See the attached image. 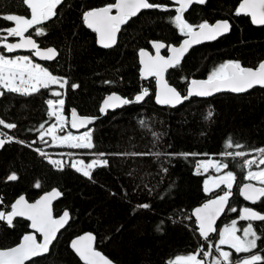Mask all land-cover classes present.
<instances>
[{
	"label": "trees",
	"instance_id": "obj_1",
	"mask_svg": "<svg viewBox=\"0 0 264 264\" xmlns=\"http://www.w3.org/2000/svg\"><path fill=\"white\" fill-rule=\"evenodd\" d=\"M115 1L64 0L53 19L37 26L44 29V35H37L35 29L29 31L39 46H54L58 50L54 60L41 62L32 52L9 53L3 47L18 37L7 35L6 30L15 24L2 17L30 16V13L22 0H0V53L29 54L53 75L67 80L63 88L50 85L31 95L0 89L4 91L0 96V120L16 125L12 129L0 125V134H9L0 150V198L3 200L0 211H10L21 194L32 201L52 188L61 191L53 211L54 215H60L69 210L67 226L60 231L47 255L26 264H84L72 249L71 240L85 231L93 232L95 247L118 264H169L179 256L198 252V259L213 264L211 260L206 261L201 249L206 252L216 233L205 240L192 215L195 206L227 190L221 185L206 192L205 182L210 177L227 171L236 176L230 190L233 196L218 225L237 215L243 206L264 214V197L253 203L240 194L241 185L249 181L246 179L249 169L242 167L243 160H258L261 154L255 150L264 148V87L256 86L243 93L195 96L177 107L157 104L155 80L142 78L139 51L152 50L155 40L168 45L181 41L184 35L173 20L177 6L170 0H150L165 8L143 9L121 27L117 43L104 48L98 44L96 33L84 23L83 13ZM239 2L207 0L203 5L192 4L185 11L184 18L193 25L227 18L232 27L228 34L193 47L178 67L168 70V81L182 94L187 92L191 79L208 78L228 61L257 67L264 60V25H254L247 15H236ZM73 84L79 87H71ZM144 88L149 95L141 103L105 113L100 111L107 94L117 92L133 99ZM56 91L62 93L60 98L64 100L69 131H72L69 126L72 108L81 115L98 117L89 128L94 147L73 148V156L62 155V168H57L51 163L53 160L39 151L43 148L52 154L66 150L41 139L54 122L46 102L57 98L53 95ZM209 111L213 115L206 119ZM141 120L146 122L145 126L139 123ZM229 137L234 145L243 147L226 148ZM226 151H244L248 155L227 157L223 155ZM131 153L149 155H128ZM77 155L85 161L95 158L108 163L93 167L90 179L70 166ZM207 159L227 162L229 167L219 172L211 167L205 170L200 165ZM254 169H257L255 165L251 170ZM13 173L18 179L9 181L7 177ZM36 183L40 184L39 188L35 187ZM144 204L149 207H139ZM233 208L235 212L231 211ZM253 223L261 237L257 250L264 256V222ZM29 230L30 221L23 217H16L11 227L0 221V248L18 244ZM37 236L40 238L39 233ZM231 261L235 264L234 259ZM220 264L228 262L221 260Z\"/></svg>",
	"mask_w": 264,
	"mask_h": 264
},
{
	"label": "snow or ice",
	"instance_id": "obj_2",
	"mask_svg": "<svg viewBox=\"0 0 264 264\" xmlns=\"http://www.w3.org/2000/svg\"><path fill=\"white\" fill-rule=\"evenodd\" d=\"M63 2L64 0H22V3L29 10L30 17L21 15L3 16L2 18L4 20L14 22L15 24L14 27L6 30L7 35L20 38L18 43L3 44L7 52L11 53L17 49H31L41 59H54L57 56L56 49L48 48L42 51L31 35L25 36V33H28L30 29H35L37 35H44V29L37 26L53 19L57 15L58 6ZM174 2L179 5L176 9L177 14L173 18L174 23L180 33L188 38L183 40L179 47L172 46L170 48L171 55L167 58L160 55V49L166 47L163 43H153V47L156 49L154 56L143 49L139 52L141 58L140 63L143 65L142 75L145 78L150 76L156 77L158 80L159 92L156 96L158 104L175 106L192 96L208 97L223 91L243 93L257 85L264 87V62L259 63L258 67L253 69L243 67L239 62L234 61L221 64L211 72L206 80H192L190 87L183 96L176 88L169 86L164 79V73L169 68L178 67L184 54L193 44H199L206 40H215L218 36L228 32L231 27L227 20L218 21L215 24H209L205 21L198 25H193L184 18V13L191 4L203 5L207 0H174ZM160 8H165V6L152 3L150 0H116L113 4L84 12L83 21L89 29L98 34V43L101 46L111 48L117 42V34L121 31L122 25H125L132 17L137 16L143 9ZM114 9L116 10L115 15H113ZM235 14L250 16L253 24L264 25V0H242ZM66 84L67 80L53 75L40 64L34 63L29 56L9 58L6 55L0 54V89L7 90V92L11 93L31 95L38 92L41 88H49L50 85H58L60 88H63ZM71 87L76 88L79 86L73 84ZM2 95H4V91H0V96ZM53 95L60 97L62 93L56 91L53 92ZM148 95L147 89H143L140 94L134 97V100L113 94L107 97L100 111L103 113L109 108L142 102ZM46 103L50 109V116L56 118L60 124V129L63 130L66 122L65 117L61 114L64 100L49 99ZM212 115L213 113L209 111L206 119L211 118ZM92 122L93 118H81L75 110L72 111L71 126L73 128L83 127ZM139 123L142 126L146 125V122L143 120ZM0 125L9 129L16 127L15 124L6 123L3 120H0ZM56 132L57 125L53 124L47 130L46 134H50L53 141H59L61 144H65L70 148L92 149L94 147L91 131H87L81 136H74L72 133L57 136ZM153 135L155 136L156 134L153 133ZM41 139H43V136H41ZM6 142V140L0 139V147H3ZM234 146L237 148L243 147L240 144L234 145L232 138L229 137L226 141V148H232ZM255 151L261 154L260 158L258 160L255 158L244 159L242 167L246 166L249 169L246 174V179L256 181L261 186L257 187L252 183H248L244 184L241 188V195L253 203L261 197H264V168H260L261 165H264V148H259ZM99 155L103 156L104 154L100 153ZM128 155L144 156L149 154L131 153ZM155 155L159 156L160 154L155 153ZM223 155L233 158H244L248 153L244 151H226ZM51 163L57 168H62L60 161L53 160ZM79 163L82 167H77L75 163L70 166L76 168L77 171L82 172L84 176L91 179V169L97 166H106L108 161L96 159L87 165H84L83 161ZM254 165L258 169L257 171L251 170ZM200 167L205 170L211 167L219 172L222 169H227L229 165L227 162L214 161L202 162ZM7 179L9 181H15L18 177L13 173ZM235 180V174L232 171H227L224 175L210 177L209 181L205 182L204 190L206 192L209 191V183L217 188L224 185L227 189L216 199L195 209L194 214L198 221L199 232L205 240L209 239L210 233L216 232V228L214 227L215 221L224 211L228 203V199L231 196L230 190ZM35 187L39 188L40 184L36 183ZM60 195L61 193L53 190L36 203H29L21 196L10 206V211H0V221L6 222L9 227L13 225V219L15 217H26L31 221V227L35 232L40 233L43 237V241L38 243L35 233H30L23 236V240L18 246L7 250H0V264H25L26 261L31 260L33 257H38L49 252L50 245L57 238L58 231L64 227L69 219V213L67 211L59 218H54L52 215L51 201ZM2 203L3 200L0 198V204ZM139 207L148 208L149 205L144 204ZM231 211L235 212L236 209L233 208ZM240 219L264 222V214H260L246 207L243 209V215H241ZM238 231L240 229L236 227V222L233 221L230 226H226L219 234L217 251L223 257V260L228 262V264H232L230 260L231 253L220 248L221 245H229L236 253H251V255L236 261L235 264H264V256L254 252L258 247L257 241L261 240V237L257 235L252 223H248L247 227L243 229L242 236L236 234ZM94 241L95 237L92 234H87L72 241L71 247L80 259L84 261V264H112L108 258L96 250ZM201 252L205 256L211 255L210 252H204L203 249H201ZM199 255L200 253L198 252L187 256H179L174 261H170L169 264H205L203 259H198ZM216 264H220V261L217 260Z\"/></svg>",
	"mask_w": 264,
	"mask_h": 264
},
{
	"label": "water",
	"instance_id": "obj_3",
	"mask_svg": "<svg viewBox=\"0 0 264 264\" xmlns=\"http://www.w3.org/2000/svg\"><path fill=\"white\" fill-rule=\"evenodd\" d=\"M172 3H174L176 6H177V8L179 7V5L178 4H176L175 2H174V0H170ZM116 2V1H115ZM114 2V3H115ZM242 2V0H240V2H239V4ZM193 4H196V3H193ZM239 4H238V6H239ZM192 5V4H191ZM190 5V6H191ZM105 6H107V5H103V6H98V7H94V8H91V9H96V8H102V7H105ZM189 6V7H190ZM238 8V7H237ZM91 9H88V10H91ZM87 10V11H88ZM188 10V9H187ZM186 10V11H187ZM142 11V10H141ZM116 14V10L114 9L113 10V15H115ZM250 17V16H249ZM224 20H227L228 22H229V24L231 25V21L229 20V19H225V18H220V19H217V20H215V21H213V22H209V21H207L209 24H215L216 22H218V21H224ZM250 20H251V18H250ZM205 22V21H204ZM254 25H256V26H263V25H257V24H254ZM123 26V25H122ZM121 26V27H122ZM231 27H232V25H231ZM231 27H230V30L228 31V32H226V33H224L223 35H220V36H218L216 39H218L219 37H222V36H224V35H226V34H228L230 31H231ZM30 31V30H29ZM28 35H31V34H29V32L28 33H25V36H28ZM96 35H97V42H98V34L96 33ZM118 35H119V33L117 34V41H118ZM31 37L35 40V38L31 35ZM188 37H186V36H184L182 39H181V41L179 42V43H177V44H167V43H165L164 41H161V40H155V41H153V43L154 42H157V43H163L164 45H166V47H164V48H161L160 49V55L161 56H164L165 58H167V57H169L170 55H171V51H170V48L172 47V46H175V47H179L181 44H182V42H183V40H185V39H187ZM215 39V40H216ZM19 40H20V38L18 37V38H16L14 41H12V42H9V43H18L19 42ZM36 41V40H35ZM211 41H214V40H206V41H203V42H201V43H199V44H193L189 49H188V51L184 54V57H185V55H187L188 53H189V51L193 48V47H195V46H197V45H200V44H203V43H206V42H211ZM37 43V42H36ZM117 43V42H116ZM153 43H152V50H150V49H147V48H142L143 50H146V51H148L150 54H152L153 56L156 54V49L153 47ZM99 44V43H98ZM100 45V44H99ZM39 46V45H38ZM101 46V45H100ZM40 48H41V50L43 51V50H46V49H48V48H54V49H56L54 46H48V47H42V46H39ZM101 47H103V46H101ZM165 50H167V52H165ZM17 51H23V52H32L33 53V56L38 60V61H41V62H45V61H51V60H44V59H41L40 57H38V56H36L35 55V53H34V50H31V49H17ZM56 51H57V55H58V50L56 49ZM140 52V51H139ZM57 57V56H56ZM55 57V58H56ZM183 57V58H184ZM54 58V59H55ZM182 58V59H183ZM54 59H52V60H54ZM139 59H141L140 58V56H139ZM182 61V60H181ZM229 62V61H228ZM261 62H264V60L263 61H261ZM141 64V63H140ZM243 67H247V68H253V69H256L257 67H252V66H243ZM142 69H143V65L141 64V69H140V71H141V75H142ZM170 69V68H169ZM168 69V70H169ZM168 70L164 73V79L167 81V83H168V85L169 86H171V87H174V88H176L174 85H172L169 81H168V79H167V72H168ZM142 78L143 79H146V80H149V79H151V78H153L154 80H155V83H156V91H155V99H156V96H157V94H158V92H159V83H158V80H157V78L156 77H152V76H150V77H147V78H145L143 75H142ZM207 78H193V79H191L190 80V82L192 81V80H206ZM190 82H189V84H188V88L190 87ZM258 86V85H257ZM256 87V86H255ZM188 88H187V90H188ZM254 88V87H253ZM145 89V88H144ZM177 89V88H176ZM252 89V88H251ZM250 90V89H249ZM177 91L178 92H180L178 89H177ZM142 92V91H141ZM141 92H139V93H137L136 95H138V94H140ZM223 92H230V91H223ZM181 93V92H180ZM220 93V92H219ZM113 94H115V95H118V96H120V97H122V98H125L124 96H122L121 94H119V93H117V92H112V93H109V94H107L105 97H104V99L102 100V102H101V106H100V109H101V107H103V104H104V101L107 99V97L108 96H110V95H113ZM186 94V93H185ZM185 94H182L181 93V95L183 96V95H185ZM216 94H218V93H215V94H213V95H216ZM135 95V96H136ZM212 95V96H213ZM192 97H195V96H192ZM197 97V96H196ZM208 97H210V96H208ZM145 99V98H144ZM129 100H134V98L133 99H129ZM185 101V100H184ZM183 101V102H184ZM157 102V101H156ZM182 102V103H183ZM135 103H141V102H135ZM182 103H180V104H177V105H175L174 107H177V106H179V105H181ZM131 104V103H130ZM158 104V103H157ZM159 105H161V106H163L162 104H159ZM123 106H125V105H121V106H118V107H116V108H109V109H107L106 111H108V110H115V109H118V108H121V107H123ZM73 110H75V112L77 113V115L79 116V117H81V118H83V117H88V118H93V122L91 123V124H88V125H85V126H83V127H79V128H73L72 126H71V121H72V111ZM105 111V112H106ZM105 112H103V113H105ZM97 118L98 117H95V116H87V115H81V114H79L78 113V111H77V109L76 108H72L71 109V111H70V116H69V126H70V129L72 130V131H74V132H77V133H79V132H83V131H85V130H88L94 123H95V121L97 120ZM0 139H4V140H6V141H8V139H7V137H4V136H2L1 134H0ZM5 145V144H4ZM3 145V146H4ZM3 147H0V150L2 149ZM248 183H252V184H254V185H256L257 187H260L261 185H259V184H257V183H255V182H253V181H246L245 183H243L242 185H241V187H240V194H241V188H242V186L244 185V184H248ZM208 187H209V190H212V189H214V188H216L215 186H213L211 183H209V185H208ZM53 190H56V191H58L59 193H61V191L58 189V188H52V189H50V190H47V191H45V192H43L41 195H39L36 199H34V200H29V199H27V197H26V195L25 194H21V195H19L15 200H14V202L17 200V199H19L21 196H23L29 203H36L38 200H40L42 197H44L45 195H47L48 193H51ZM223 194V193H222ZM222 194H218V195H216V196H213V197H211L210 199H208L207 201H205L204 203H202V204H199V205H197V206H195L194 208H193V210H192V215H193V217L195 218V220H196V222H197V226H198V221H197V219H196V216H195V209H197V208H200V207H202L204 204H206V203H208L209 201H211V200H213V199H216L218 196H220V195H222ZM232 196H233V193L231 192V196L229 197V199H228V203H227V205H226V207H225V209H224V211L220 214V216L216 219V221H215V224H214V227L216 228V232H217V229H218V223H219V221H220V219L224 216V214H225V212H226V210H227V208H228V206H229V203H230V200H231V198H232ZM243 198H244V196L243 195H241ZM60 196H58V197H56V198H54L52 201H51V209H52V215H53V217L54 218H59V217H61L62 215H63V213L65 212V211H67L68 213H69V210L68 209H66V210H64L60 215H54V211H53V205H54V202L59 198ZM245 199V198H244ZM246 200V199H245ZM247 202H252V201H250V200H246ZM13 202V203H14ZM251 208V209H253L254 211H256V212H258V213H260L259 211H257L256 209H254V208H252V207H250V206H245V207H243L241 210H240V214L241 215H243V209L244 208ZM260 214H262V213H260ZM16 218V217H15ZM14 218V219H15ZM23 218H25V219H27L26 217H23ZM13 219V220H14ZM69 219H70V213H69ZM69 219H68V221H69ZM28 220V219H27ZM28 221H30V220H28ZM68 221H67V223H68ZM67 223L64 225V227H62L59 231H58V233H57V236H58V234L60 233V231H62L66 226H67ZM198 232H199V227H198ZM216 232H213V233H210L209 234V236L210 235H212V234H215ZM30 233H35V235H36V239H37V242L39 243V242H42L43 241V237H42V235L40 234V238H38V236H37V234L38 233H36L35 232V230L31 227V221H30V230L28 231V232H26L24 235H27V234H30ZM200 233V232H199ZM87 234H92L94 237H95V241H94V247H95V243H96V236H95V234L93 233V232H91V231H85V232H82V233H80V234H78V235H76L72 240H71V243H72V241H74V240H76L77 238H79V237H81V236H84V235H87ZM23 235V236H24ZM23 236H22V238H21V240H20V242L18 243V244H16V245H14V246H12V247H16V246H18L21 242H22V240H23ZM56 240V239H55ZM54 240V241H55ZM54 241L52 242V244L54 243ZM51 246L52 245H50V248H51ZM12 247H9V248H12ZM9 248H0V250H7V249H9ZM96 248V247H95ZM96 250L97 251H99L103 256H105L106 258H108L111 262H112V264H118V263H116V262H114L109 256H107L103 251H101L100 249H98V248H96ZM49 251H50V249H49ZM49 253V252H48ZM48 253H45V254H43V255H41V256H38V257H42V256H44V255H47ZM35 258H37V257H33L32 259H35ZM31 259V260H32ZM30 261V260H29ZM28 261H26L25 262V264L27 263ZM53 264H60V263H53Z\"/></svg>",
	"mask_w": 264,
	"mask_h": 264
},
{
	"label": "rangeland",
	"instance_id": "obj_4",
	"mask_svg": "<svg viewBox=\"0 0 264 264\" xmlns=\"http://www.w3.org/2000/svg\"><path fill=\"white\" fill-rule=\"evenodd\" d=\"M9 15H19V14H9ZM21 16H25V15H21ZM25 17H30V16H25ZM0 54H3V55H6L8 56L9 58H15L16 56H29L31 59H32V56H30L29 54H17V55H7L5 53H0ZM32 61L34 63H38L36 60H33ZM40 64V63H38ZM41 65V64H40ZM52 100H58V99H62L60 97H57V98H51ZM61 114L65 117V120H67V117L63 111V109L61 110ZM53 124H56L57 125V132H56V135L57 136H64V135H67L68 133H72V135L74 136H81L83 135L85 132L89 131L88 130H85L83 132H74V131H69L67 128H66V122H65V126L63 128V130L60 129V124L57 122L56 118L54 117V122L48 126L45 130V132L42 134L43 136V139H45V141L47 143H50V145H54V146H60V147H63L64 149L66 150H57V151H54V152H51L52 154H50V152L44 150L43 148H41V151L44 152L47 157L51 160H56V161H60L62 163V158L61 156L62 155H65V156H73L74 152L72 151L73 148H70L68 147L67 145L65 144H61L59 141H53L52 140V137L50 134H46L47 133V130L53 125ZM43 149V150H42ZM62 149V148H61ZM40 150V149H39ZM93 160H96L95 158L91 159L90 161H85L80 155H77V156H74L73 158V161H72V164H76L77 167H82V165L79 163L80 161H83L84 162V165H87L89 163H91ZM204 163H207V162H211L210 159H207L205 161H203ZM264 168V167H262ZM258 169H254L252 171H257ZM254 182V181H253ZM240 215H234L233 217H231L229 220H225L223 222H221L219 225H218V229H217V232H216V235L213 239H211L209 241V244H208V249L206 250V252H210L213 253V255H209V256H205L206 257V261L209 262L211 260V262L213 264H216V261L219 260H223V257L220 256V253L217 251V244H218V240H219V234L222 232V230L226 227V226H230L232 224L233 221L236 222V227L238 229H240V231H238L236 234L238 236H242L243 235V229L247 227L248 223H252L253 225V228L254 230L255 227H254V223L253 221H242L240 219ZM257 232V231H256ZM258 235V233H257ZM257 244H258V241H257ZM220 248L224 251H228L231 253V257H230V260L234 259V261H239L241 259H243L244 257L248 256V255H251V253H236L234 249H232L229 245H221ZM255 253L257 254H260V251L255 249L254 250ZM262 256V255H261Z\"/></svg>",
	"mask_w": 264,
	"mask_h": 264
},
{
	"label": "flooded vegetation",
	"instance_id": "obj_5",
	"mask_svg": "<svg viewBox=\"0 0 264 264\" xmlns=\"http://www.w3.org/2000/svg\"><path fill=\"white\" fill-rule=\"evenodd\" d=\"M229 204H230V203H229ZM243 207H245V206H243ZM243 207L239 208V212H238L237 215H240V216H241V214H240V210H241Z\"/></svg>",
	"mask_w": 264,
	"mask_h": 264
},
{
	"label": "built area",
	"instance_id": "obj_6",
	"mask_svg": "<svg viewBox=\"0 0 264 264\" xmlns=\"http://www.w3.org/2000/svg\"><path fill=\"white\" fill-rule=\"evenodd\" d=\"M40 152H42L41 150H39Z\"/></svg>",
	"mask_w": 264,
	"mask_h": 264
}]
</instances>
